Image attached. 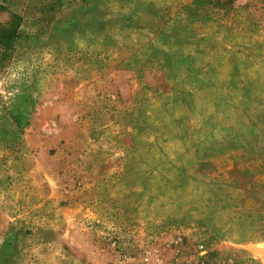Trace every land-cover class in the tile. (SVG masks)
<instances>
[{"label": "rangeland", "instance_id": "rangeland-1", "mask_svg": "<svg viewBox=\"0 0 264 264\" xmlns=\"http://www.w3.org/2000/svg\"><path fill=\"white\" fill-rule=\"evenodd\" d=\"M0 4V264H264V0Z\"/></svg>", "mask_w": 264, "mask_h": 264}, {"label": "trees", "instance_id": "trees-1", "mask_svg": "<svg viewBox=\"0 0 264 264\" xmlns=\"http://www.w3.org/2000/svg\"><path fill=\"white\" fill-rule=\"evenodd\" d=\"M3 6L0 4V10ZM21 17L18 14H12L7 26L0 27V68L3 67L7 61H9V55L6 52H2L1 47L14 38L18 37V26H20Z\"/></svg>", "mask_w": 264, "mask_h": 264}]
</instances>
